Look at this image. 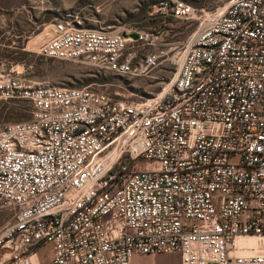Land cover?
Returning <instances> with one entry per match:
<instances>
[{
  "label": "built area",
  "instance_id": "built-area-1",
  "mask_svg": "<svg viewBox=\"0 0 264 264\" xmlns=\"http://www.w3.org/2000/svg\"><path fill=\"white\" fill-rule=\"evenodd\" d=\"M151 14L149 30L112 31L61 16L39 52L122 75L168 64L158 96L33 84L0 69V103L32 105L31 120L0 128V200L14 210L0 264H129L157 252L181 264H264V0H160ZM179 23L190 32L174 40ZM162 39L170 47L158 50ZM130 42L157 50L134 64ZM240 234L256 244L239 246ZM46 244L51 259L36 260Z\"/></svg>",
  "mask_w": 264,
  "mask_h": 264
},
{
  "label": "rangeland",
  "instance_id": "rangeland-1",
  "mask_svg": "<svg viewBox=\"0 0 264 264\" xmlns=\"http://www.w3.org/2000/svg\"><path fill=\"white\" fill-rule=\"evenodd\" d=\"M160 0H0V69L11 70L27 82L55 85L92 86L112 95L130 100L152 98L161 94L173 75L168 64L149 69L143 74H118L90 65L83 60H63L46 57L39 52L48 39L53 23L61 16L81 22L82 27L112 31L121 27L149 30L155 25L154 6ZM195 7L212 9L226 0H185ZM188 23H179V40L189 34ZM166 39H162L164 41ZM137 43L130 42L128 52H136V64L148 52H138ZM161 44L158 50L168 49ZM32 118V105L24 99L0 103V128L10 122H25ZM14 210L0 200V230L13 220ZM256 244L257 239H246ZM251 241V242H250ZM246 243V242H245ZM243 243V245L245 244ZM257 251L262 252L260 248Z\"/></svg>",
  "mask_w": 264,
  "mask_h": 264
},
{
  "label": "crops",
  "instance_id": "crops-1",
  "mask_svg": "<svg viewBox=\"0 0 264 264\" xmlns=\"http://www.w3.org/2000/svg\"><path fill=\"white\" fill-rule=\"evenodd\" d=\"M52 257V245L46 244L37 249L34 258L38 261H49ZM129 264H181V255L177 252H157L152 254H135Z\"/></svg>",
  "mask_w": 264,
  "mask_h": 264
},
{
  "label": "bare ground",
  "instance_id": "bare-ground-1",
  "mask_svg": "<svg viewBox=\"0 0 264 264\" xmlns=\"http://www.w3.org/2000/svg\"><path fill=\"white\" fill-rule=\"evenodd\" d=\"M246 239H257V237L256 236H254V235H242V234H240V235H238V237H237V239H236V241H237V244L239 245V246H242L243 245V243H245L247 240ZM251 242V241H250ZM257 242V241H256ZM247 250H244V252H246Z\"/></svg>",
  "mask_w": 264,
  "mask_h": 264
},
{
  "label": "water",
  "instance_id": "water-1",
  "mask_svg": "<svg viewBox=\"0 0 264 264\" xmlns=\"http://www.w3.org/2000/svg\"><path fill=\"white\" fill-rule=\"evenodd\" d=\"M132 36L134 37V38H137L138 37V34H132Z\"/></svg>",
  "mask_w": 264,
  "mask_h": 264
},
{
  "label": "trees",
  "instance_id": "trees-1",
  "mask_svg": "<svg viewBox=\"0 0 264 264\" xmlns=\"http://www.w3.org/2000/svg\"><path fill=\"white\" fill-rule=\"evenodd\" d=\"M155 22H156V20H154ZM169 26H176V25H174V24H171V25H169Z\"/></svg>",
  "mask_w": 264,
  "mask_h": 264
}]
</instances>
